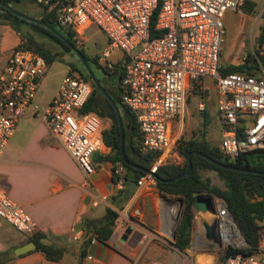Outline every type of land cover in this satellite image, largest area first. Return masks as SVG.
I'll return each mask as SVG.
<instances>
[{
  "label": "built area",
  "instance_id": "obj_1",
  "mask_svg": "<svg viewBox=\"0 0 264 264\" xmlns=\"http://www.w3.org/2000/svg\"><path fill=\"white\" fill-rule=\"evenodd\" d=\"M34 1L53 11L61 26L74 30L79 47H84V31L96 25L108 43L97 58L98 65L113 69L107 62L110 51H123L120 99L138 124L140 150L156 153L152 172L176 151L180 132H172L173 120L182 125L188 94L194 87L202 88L205 78L215 81L222 154L234 161L242 153L264 149V67L260 65L256 72H219L223 18L229 10L241 11L244 0ZM140 45L141 49L133 53ZM47 69L42 55L24 47L16 46L8 56L0 72V155L33 106ZM92 89L91 81L67 73L40 114L50 134L63 144L86 177L96 170L95 154L107 148L100 117L94 112H81ZM198 107L202 110L203 102ZM114 173L118 175L116 185L124 189L122 166L117 165ZM136 184L156 185V179L148 172ZM201 197L211 202L212 211L199 213L212 216L216 237L209 240L204 227L196 229L188 251L222 255L228 248L247 247L225 201L211 194ZM0 217L20 232L30 233L36 228L29 213L1 185ZM72 238L79 239L75 233ZM147 264L166 263L151 260ZM190 264L202 263L191 260ZM208 264H264V227L255 254L235 253Z\"/></svg>",
  "mask_w": 264,
  "mask_h": 264
},
{
  "label": "crops",
  "instance_id": "obj_2",
  "mask_svg": "<svg viewBox=\"0 0 264 264\" xmlns=\"http://www.w3.org/2000/svg\"><path fill=\"white\" fill-rule=\"evenodd\" d=\"M247 1L254 6L253 12L229 11L238 15V23L241 15L251 16L256 13L260 26L264 0ZM238 27L237 24L236 31ZM257 35L258 33L256 37ZM19 42V34L9 24L0 23V72ZM221 60L225 62L224 54L220 57V62ZM258 69L252 71L256 72ZM207 79L210 78L202 80V88ZM57 89L58 87L44 100L43 111ZM203 104L202 110L209 108V105L204 102ZM215 107L219 115L216 102ZM125 116L128 119V115ZM100 119L103 129L110 125L108 117ZM181 127L182 125H179L175 133H179ZM129 131L128 120L127 132ZM109 152L110 147L107 146L103 152L96 153L95 156ZM129 154L134 156L130 150ZM155 162L156 159L150 169L154 167ZM180 162L181 158L175 151L160 165ZM112 166L110 161L102 160L96 163V170L86 177L63 144L50 134L48 126L40 119L39 107L32 106L27 115L19 121L0 155V185L7 190L15 203L29 213L36 222V228L33 232L21 234L23 232L17 231L0 217V251H8L0 264H147L151 260L161 261L156 257L143 260V256L144 251L149 248L155 252H153L155 256L162 251L161 246L156 245L151 239L162 233L157 207L168 194L160 193L156 185L138 186L135 183L130 194L126 193V186L124 195L120 194V190L124 189H119L113 182ZM103 197L104 200L101 199ZM173 206L167 204V213L174 209ZM107 208L116 212L117 217L111 236L102 242L96 239L92 225L104 218ZM199 211L201 210L198 209L195 214L197 218L198 214L210 215ZM195 230L192 227L191 238ZM34 232L44 233L49 241L64 246L66 251L63 257L59 261H50L42 252L35 249L14 256L13 249L26 243ZM74 233L79 239L72 238ZM86 240L90 242L87 243L85 255L80 259V251ZM190 242L186 250L189 249ZM195 254L205 255L202 252ZM194 261L202 264L211 263L207 260Z\"/></svg>",
  "mask_w": 264,
  "mask_h": 264
},
{
  "label": "trees",
  "instance_id": "obj_3",
  "mask_svg": "<svg viewBox=\"0 0 264 264\" xmlns=\"http://www.w3.org/2000/svg\"><path fill=\"white\" fill-rule=\"evenodd\" d=\"M23 1L25 0H0V2L8 3L12 6ZM40 7L42 8V12L36 18L51 24L74 46L78 47L91 67L90 58L86 54L85 48L77 46L78 38L75 37L74 30L61 26L56 21L53 11H47L46 8L42 6ZM253 7L254 6L250 2L245 0L241 6V10L245 13H251L253 12ZM261 19L262 22L259 26V32L256 37L258 49L249 52L240 64H221L219 70L221 75L231 72H251L252 70L259 68L260 65L264 67V51L262 54L260 53L261 49L264 47V11L261 14ZM0 23L9 24L19 34L21 41L17 46L24 47L42 55L45 58L47 65H50L55 59L62 61V55L60 56L52 49L46 48L42 43V40H37L32 34H30L31 32L42 38H48L49 42H52L55 48L62 49L63 53H73L72 50L48 28L17 16L3 6H0ZM25 25L27 26V31H22L25 30ZM154 36V33L151 32V37ZM97 58L98 56H94L91 60L97 63ZM109 70L110 69L106 70V68H103L104 73H109ZM72 72H77L80 77L91 81L90 76L84 68L75 67L71 64L68 73ZM121 76L122 71L120 70L119 80H121ZM91 83L93 86L92 93L82 107L81 112H94L100 117H108L110 119V125L102 131L104 143L106 146L110 147V152L108 154H97L94 158V162L98 163L102 160H107L112 163V179L114 183H116L118 179V175L114 173V170L117 165H121L125 182L136 184L138 178L145 172L124 163L120 152V134L115 110L109 100L100 92L95 84L92 81ZM104 88L108 91L105 86ZM196 89L198 90V87H194L191 91L193 93L204 95V92H197ZM108 93L117 103L122 114V119L125 115H128L129 133L124 129V148L126 157L131 162L137 163L146 169H150L156 159V153L142 152L140 150L138 124L131 111L121 102L120 85L118 95L113 96L109 91ZM97 96H100L103 102L99 101ZM200 111L203 113L204 121L199 130V135L188 139L179 138L175 147L177 154L181 158V162L178 164L160 165L155 169L156 188L158 191L162 194L180 196L181 200H183V208L174 232L172 245L179 251H183L187 248L191 239L197 197H201L202 194H211L222 198L225 201L229 212L234 218L244 240L248 244L247 247L242 249H225L218 260H222L235 253H242L243 255L255 254L264 227V174L221 168L199 155L191 154L190 159L192 169L189 173L172 182L163 181L174 178L186 170L188 167V153L191 151H199L224 164L264 172V149L245 152L234 161L229 160V158L222 154L218 145L211 143L207 139L206 133L208 126H210L211 118L207 114L206 109ZM129 150L134 156L129 154ZM206 170L216 173L225 188L221 189L216 185L210 184L208 178L202 173ZM119 193L124 195L125 189L120 190ZM116 217V212L110 208L106 209L104 218L92 225V230L96 235V239L104 242L111 236ZM28 241L35 242V250L42 252L45 258L50 261H59L66 251L64 246L49 241L48 236L41 232H34L27 242ZM89 242L90 240L84 242L80 251V259L85 255V249ZM7 253L8 251H0V263L3 260L4 255Z\"/></svg>",
  "mask_w": 264,
  "mask_h": 264
},
{
  "label": "rangeland",
  "instance_id": "obj_4",
  "mask_svg": "<svg viewBox=\"0 0 264 264\" xmlns=\"http://www.w3.org/2000/svg\"><path fill=\"white\" fill-rule=\"evenodd\" d=\"M13 7L16 10L34 18L38 17L42 12V8L35 1L30 0L16 3L13 5ZM223 23L225 26V35L224 42L222 44V55L224 54L225 62L221 60V64H238L247 56L249 52H253L254 50L258 49V45L256 43V34L258 33L259 29L258 15L256 13L251 16L241 15L238 23V15L232 11H227L223 18ZM237 24L239 25V27L236 31L235 29L237 27ZM26 27L27 26L25 25V30L22 31H27ZM30 34H32L37 40H42V43L46 48L52 49L58 55H62L63 58L62 61L59 59H55L50 65H48L45 76L42 78L41 85L37 88L36 96L33 99L32 105H37L39 107V113L41 114L43 113L44 109L42 108L44 100L49 95H51V93L59 86L63 77L68 73L70 65L72 64L73 66L79 68L84 67L74 53H63V50L60 48H55L52 42H49L48 38H42L33 32H31ZM83 38L85 52L90 58V64L97 79L103 86L108 89V91L113 96L118 95L120 85V65L124 61L123 51L120 48H113L110 51V56L107 59V62L111 63L114 68L110 69L109 73H104L103 68H106V70L108 69L106 65H98L97 63L93 62L91 58L94 56H100L102 52L107 49L108 43L106 36L96 25H90L84 31ZM141 47L142 45L137 47L133 51V53L140 50ZM263 51L264 47L261 49L260 53L262 54ZM71 74L76 77L79 76L77 72H72ZM196 91H202L204 92V95H201L200 93H193L192 91L189 92L186 109L183 114V121L179 138L188 139L191 137H197V135H199V130L201 129L204 118L203 113L199 110L198 104L200 102H204L205 104L209 105V108L206 107V110L207 114L211 118V124L210 126H208L206 136L211 143L218 145L221 133L219 127L220 117L217 114V109L215 107V81L207 79L205 81V86L202 89H196ZM97 98L99 101L103 102L100 96H97ZM123 124L124 129L128 131V119L126 118V116H124L123 118ZM178 129L179 123L176 120H173L172 132L175 133ZM202 173L205 177L208 178L210 184L216 185L221 189L225 188L224 184L219 179L216 173L207 170L203 171ZM165 199L161 200L157 207V215L159 218L160 230H162V233L159 236L151 239V241L156 245L161 246L162 251L158 256H155V252L149 248L144 251L143 260L156 257L166 264H190L191 260H207L212 263L218 260L221 255L217 253H206L205 255H198L186 249L183 251H179L172 245V242L174 240V232L179 222L178 215L180 212H182L183 205L180 202V196L166 195ZM167 204L174 205V209L170 213L173 219L172 224H170V222L168 221V219L170 220V216L168 217L169 214H167ZM212 220L213 219L211 215L198 214V218H194L193 221V230H201L205 221ZM13 230L15 233H17L14 228ZM21 234H25V232Z\"/></svg>",
  "mask_w": 264,
  "mask_h": 264
},
{
  "label": "water",
  "instance_id": "obj_5",
  "mask_svg": "<svg viewBox=\"0 0 264 264\" xmlns=\"http://www.w3.org/2000/svg\"><path fill=\"white\" fill-rule=\"evenodd\" d=\"M0 6H3L7 9H9L12 13L16 14L17 16H20L26 20H29L31 22L37 23V24H41L43 26H45L46 28H48L51 32H53L56 36H58L71 50L72 52L77 56V58L79 59L80 63L82 64V66L84 67L85 71L88 73V75L91 78V81L95 84V86L100 90V92L109 100V102L111 103V105L113 106L114 110H115V114H116V118H117V122H118V126H119V134H120V152H121V156L122 159L124 161L125 164H127L128 166H131L133 168L139 169L144 171L145 173H151L155 178H156V174L155 172H152L150 169H146L143 166L131 162L127 157H126V153H125V148H124V126H123V120H122V116H121V112L120 109L117 105V103L114 101V99L110 96V94L108 93V91L104 88V86L101 84V82L97 79L96 75L94 74L92 68L90 67L87 59L85 58V56L82 54V52L79 50V48H77L76 46H74L64 35H62L57 29H55L51 24L39 19V18H34V17H30L18 10H16L11 4L8 3H4V2H0ZM191 154H196L199 155L203 158H205L206 160L212 162L214 165L221 167V168H225V169H231V170H236V171H242V172H252V173H262L264 174L263 171H257V170H252L249 168H242V167H236V166H232V165H228V164H224L222 162H219L199 151H191L188 153V167L186 168V170L171 179L168 180H163V181H169L172 182L176 179L182 178L184 177L187 173L190 172V170L192 169V164H191V159L190 156ZM135 187V184L132 182H128L126 185V193L130 194L133 190V188ZM181 204L183 205V200L180 201ZM196 207L197 209L201 210V211H212V206H211V202L209 199L206 198H202V197H198L196 200ZM181 212L178 215V219L180 218ZM203 227L205 229V236L207 239L212 240L215 239L216 237V229H215V222L212 221H205L203 223ZM36 249V244L33 241H28L22 245H19L17 247H15L13 249V255L14 256H19L21 254H24L26 252H29L31 250Z\"/></svg>",
  "mask_w": 264,
  "mask_h": 264
},
{
  "label": "bare ground",
  "instance_id": "obj_6",
  "mask_svg": "<svg viewBox=\"0 0 264 264\" xmlns=\"http://www.w3.org/2000/svg\"><path fill=\"white\" fill-rule=\"evenodd\" d=\"M171 212H172V211H171ZM171 212H170V213H171ZM170 213H169V212L167 213V214H169L168 217L170 216V220L168 219V221L170 222V224H172L173 219H172V215H170ZM173 226H174V225H173ZM173 226H172V227H173Z\"/></svg>",
  "mask_w": 264,
  "mask_h": 264
}]
</instances>
